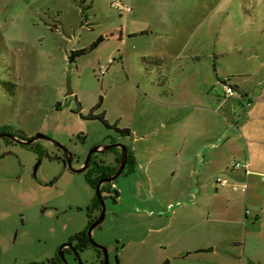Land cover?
I'll return each mask as SVG.
<instances>
[{
  "label": "rangeland",
  "instance_id": "1",
  "mask_svg": "<svg viewBox=\"0 0 264 264\" xmlns=\"http://www.w3.org/2000/svg\"><path fill=\"white\" fill-rule=\"evenodd\" d=\"M226 79L240 89L235 98H226ZM263 83L264 0H0V128L62 144L74 168L97 146L137 155L93 232L109 264H153V218L186 208L199 228L195 213L207 206L228 220L218 264H264V147L243 138L255 125L238 123L258 114L247 117L242 94L249 100ZM37 144L42 154L0 138V264L46 263L88 225L96 191L85 173L66 168L52 143ZM80 258L96 264L98 254L89 247Z\"/></svg>",
  "mask_w": 264,
  "mask_h": 264
},
{
  "label": "crops",
  "instance_id": "2",
  "mask_svg": "<svg viewBox=\"0 0 264 264\" xmlns=\"http://www.w3.org/2000/svg\"><path fill=\"white\" fill-rule=\"evenodd\" d=\"M234 86L237 92L240 91L237 84H234ZM259 86V89H254L249 100V93L242 94V100H244L245 97L247 98L246 102L249 108V110H246L247 117L252 114L257 106L259 107L258 114L256 117L252 118H240V122H238L242 126L241 128L247 129V131H249L247 128L249 124L257 127V129H254L256 133L248 132L247 137H243L245 140L247 139V141H249L252 147L254 144L264 147V83ZM235 97L236 95L231 98ZM226 98L229 97L226 95ZM239 103L242 104L244 109H248L243 102L241 103L240 101ZM222 104L223 103H220L218 100L216 110H218ZM166 106L175 109H184L187 107L183 103H167ZM200 110L218 115L215 112L216 110L214 111L202 107ZM198 134V132L194 133V135ZM218 142H223V140L218 139ZM213 145L214 144H212V146ZM222 211L223 210L220 209H214L212 206L197 210L195 215H199L197 217L203 222L201 224L202 226L199 228L195 225L188 224L192 214L189 209L186 208L175 209V207H173L158 218H153L154 222L148 229V237L150 238V236L153 237L154 235L157 238V242L153 243L152 246L154 249L153 254H155L153 264H218L221 256L220 246L224 243H221L220 226L228 223V220L222 219V215L224 214ZM162 216L165 218H162ZM162 222L165 223L162 224ZM204 222H206V224ZM239 225L241 226L242 223L240 222ZM162 235L164 242H160ZM215 247H217L216 250ZM118 264H120V262Z\"/></svg>",
  "mask_w": 264,
  "mask_h": 264
},
{
  "label": "flooded vegetation",
  "instance_id": "3",
  "mask_svg": "<svg viewBox=\"0 0 264 264\" xmlns=\"http://www.w3.org/2000/svg\"><path fill=\"white\" fill-rule=\"evenodd\" d=\"M4 129H5V127H3V128L1 127L0 128V138L5 139L8 143L18 144L14 140H12V139H10L8 137L9 134H7ZM16 137L19 138L18 136H16ZM19 139L22 140V141L29 140V139L23 140L21 138H19ZM115 144H117V143H112L110 145H115ZM20 145H23V144H20ZM23 146H32L38 154H42V150L39 147V145L37 144V142H35V143L31 144V145H23ZM59 150L63 153V157L60 158V160L63 162L64 166L66 168H68L72 173H75V172H73L69 168L68 160L66 158L65 153L61 149H59ZM116 150H118L120 152H119V154H117L113 158V160L111 162H107L103 158L98 159L96 157L99 154H105L108 151H116ZM127 156H128V158H127V164H126V167H125V169H124V171H123L122 174H124L127 169H128L129 172H131L130 170L133 169V168L135 170L136 169V166L138 165V161H137L136 154H133L132 151L128 150V155ZM122 158H123V152H122V150L119 147H113L110 150L103 151L101 153H95V154H93L91 156V158H90V164H89L88 169L85 172H83V173H85V177H86L87 183L91 186V184L89 183L88 178H87L88 172H93V174L91 175L92 176V179L100 178L99 182L101 180H103V179H108V178L112 177L118 171V168H119V166L121 164ZM86 159H87V157H86ZM74 161H75V157L73 155V163H72V166L74 164ZM39 162L41 164V161H39ZM85 162H86V160L84 162L80 163L79 166H78V168L83 167L84 164H85ZM78 168H75V169H78ZM115 181L112 182V183H105V184L102 185L101 191H102V197L104 199V202H105V200L107 198L106 196H108V195L111 198H113L115 201L120 197V192L118 191L117 187H115V185H114ZM99 182H98V184H99ZM98 184H97V186H98ZM97 186H96V188H97ZM96 188L95 189L93 188V189L96 191ZM112 192H115L116 194H109V193H112ZM102 210H103L102 204H101V202H100V200H99V198H98V196L96 194V196L93 199L91 205L88 207V218L89 219H88V225H87V227L83 231H81L80 233H77L76 235L72 236L64 244L65 247L63 249V252H64V255H65L66 259H67L68 256H71V257H73L75 263L76 264H79L78 263V257L76 256V254H79V257H80V253H82L85 249L91 247L98 254V261H97L96 264H104V254H103V252L101 250H99V249H96L91 244L90 238L88 236V230H89L90 226L93 225L98 220V218L100 217V215L102 213ZM104 220H105V216H104ZM67 262H68V260H67ZM30 264H63V262H62V259H61L60 254H58L56 257L48 260L46 263H35L34 262V263H30ZM68 264H69V262H68Z\"/></svg>",
  "mask_w": 264,
  "mask_h": 264
},
{
  "label": "water",
  "instance_id": "4",
  "mask_svg": "<svg viewBox=\"0 0 264 264\" xmlns=\"http://www.w3.org/2000/svg\"><path fill=\"white\" fill-rule=\"evenodd\" d=\"M72 92L70 91L67 95L71 94ZM8 137L12 140H14L16 143L18 144H23V145H31L35 142H38V141H47V142H50L52 143L53 145H55L56 147H58L59 149H61L65 155H66V158L68 160V164H69V168L75 172V173H83L85 172L88 167H89V164H90V158L93 154L95 153H101L103 151H107V150H110L112 149L113 147H119L122 152H123V158H122V161H121V164L118 168V171L110 178L108 179H103L99 182L97 188H96V194L102 204V207H103V210H102V213L100 215V217L98 218V220L90 226L89 230H88V236L90 238V242L91 244L96 248V249H99L103 252L104 254V264H109V253H108V250L105 246H102V245H99L98 243H96L93 239V231L97 228H100L103 221H104V216H105V213H106V206H105V202H104V199L102 197V191H101V188H102V185L105 184V183H112L114 182L117 178H119V176L123 173L125 167H126V164H127V158H128V148L125 146V145H122V144H115V145H108V146H98L96 148H94L87 156V159H86V162L84 164L83 167L81 168H78V169H75L73 168L72 166V163H73V155L71 152H69V150L63 146L62 144L46 137L45 135H42V134H37L36 136H34L33 138L29 139V140H26V141H22L20 140L19 138H17L16 136L14 135H8ZM40 165V162L37 164L35 170L37 171L38 170V167ZM65 245L61 247L60 249V256H61V259H62V262L63 264H68L67 262V259L64 255V252H63V249H64ZM76 256L78 257V263L79 264H83L82 263V260L80 259L79 257V254H76Z\"/></svg>",
  "mask_w": 264,
  "mask_h": 264
},
{
  "label": "trees",
  "instance_id": "5",
  "mask_svg": "<svg viewBox=\"0 0 264 264\" xmlns=\"http://www.w3.org/2000/svg\"><path fill=\"white\" fill-rule=\"evenodd\" d=\"M101 41H103V39H100L97 42H95L89 49H82L80 51L73 52L71 54L70 58H69L70 62H74L77 57L83 56V55L87 54L89 51H92L95 47H97V45ZM90 118L91 119H100L101 121L104 122V124L107 125V127H114L121 134H128V135L130 134V130H128V129H119L116 126H110L103 115L102 116H97V115L92 114L90 116ZM130 171L133 172L134 171V168L131 169ZM92 174H93V172H88L87 178H88V181L91 184V186L95 189L96 186H97V184H98V182H99V180H100V178L92 179V176H91Z\"/></svg>",
  "mask_w": 264,
  "mask_h": 264
},
{
  "label": "built area",
  "instance_id": "6",
  "mask_svg": "<svg viewBox=\"0 0 264 264\" xmlns=\"http://www.w3.org/2000/svg\"><path fill=\"white\" fill-rule=\"evenodd\" d=\"M113 61H110L109 64H112ZM101 74L103 75L104 74V71H101ZM221 81V84L223 86V89L225 91V94L231 98V97H234L236 95V90H235V86L230 82L229 79H226V80H220ZM236 168H242V165L241 164H237ZM244 168L246 169V173L248 174L249 173V164H245ZM217 184L220 185L221 187H225L227 185L226 181L219 178L217 180Z\"/></svg>",
  "mask_w": 264,
  "mask_h": 264
}]
</instances>
